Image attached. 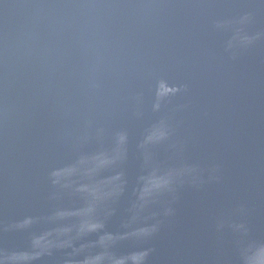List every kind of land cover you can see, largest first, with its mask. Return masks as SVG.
Listing matches in <instances>:
<instances>
[{"label": "water", "instance_id": "95a60500", "mask_svg": "<svg viewBox=\"0 0 264 264\" xmlns=\"http://www.w3.org/2000/svg\"><path fill=\"white\" fill-rule=\"evenodd\" d=\"M0 264H264V0H0Z\"/></svg>", "mask_w": 264, "mask_h": 264}]
</instances>
